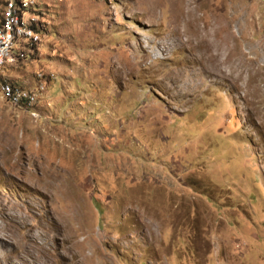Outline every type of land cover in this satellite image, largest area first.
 Returning <instances> with one entry per match:
<instances>
[{
    "label": "rangeland",
    "instance_id": "rangeland-1",
    "mask_svg": "<svg viewBox=\"0 0 264 264\" xmlns=\"http://www.w3.org/2000/svg\"><path fill=\"white\" fill-rule=\"evenodd\" d=\"M6 4L0 264H264V0Z\"/></svg>",
    "mask_w": 264,
    "mask_h": 264
},
{
    "label": "bare ground",
    "instance_id": "bare-ground-1",
    "mask_svg": "<svg viewBox=\"0 0 264 264\" xmlns=\"http://www.w3.org/2000/svg\"><path fill=\"white\" fill-rule=\"evenodd\" d=\"M6 2H7V0L5 1V5H4L5 8L2 11L0 17L3 16V13L6 10V5H7ZM18 10H20V9H18ZM18 10L16 12L13 11V16H11L10 20L7 23L8 27H4V28H2V30H0V45H1V50H2V53L0 54V68H1L2 64L4 63V61L6 60V58H9V56L11 54V49L10 48L12 47V44H11V42H12V34L13 35L15 34V32L13 33V31H15L17 29H22V27H33V25L25 26L24 23H23V20H24L23 17L18 16V15L15 17V14L18 12ZM36 22H37V20H36ZM36 22H33V23H36ZM220 28L221 27H216L211 32L213 39L216 40V41L218 40L216 38L217 37L216 36L217 29H220ZM7 31H8V35H7ZM208 36H210V35H208ZM227 41L229 42L228 46H225L222 42H215L214 45L216 47V54H214L215 56L211 54L212 55V60H213V63H214L212 65L214 66L215 71H219L220 73H223V69H224L225 64L227 62H229L232 65V69H236V71L238 69H241V72H242L244 67L239 68L238 66H236V67L234 66V64L237 62L236 61L237 46H236L235 38H229ZM231 42L233 43L232 46L230 44ZM35 45H37V44H27V46H32L33 48H35ZM159 53H160L159 50H155L154 51L155 58H158ZM246 54H245V56H246ZM232 57H235V59H232ZM255 63H256V61H253V65ZM261 68H263V67H261ZM260 70H252V71L256 72V73H259ZM5 89H6V91L8 93H10L9 95H11L13 97L21 98V96H22V89L20 87H17L13 83H7L5 85Z\"/></svg>",
    "mask_w": 264,
    "mask_h": 264
},
{
    "label": "built area",
    "instance_id": "built-area-1",
    "mask_svg": "<svg viewBox=\"0 0 264 264\" xmlns=\"http://www.w3.org/2000/svg\"><path fill=\"white\" fill-rule=\"evenodd\" d=\"M9 16H13V8H10ZM0 30H2V27H0ZM7 35H8V31H7ZM1 53H2V50H1V45H0V54H1ZM25 107H27V102H26Z\"/></svg>",
    "mask_w": 264,
    "mask_h": 264
},
{
    "label": "trees",
    "instance_id": "trees-1",
    "mask_svg": "<svg viewBox=\"0 0 264 264\" xmlns=\"http://www.w3.org/2000/svg\"><path fill=\"white\" fill-rule=\"evenodd\" d=\"M22 14H24V11L22 9L18 10V12L15 14V17L18 15V16H21ZM6 25V23L4 24V26Z\"/></svg>",
    "mask_w": 264,
    "mask_h": 264
},
{
    "label": "crops",
    "instance_id": "crops-1",
    "mask_svg": "<svg viewBox=\"0 0 264 264\" xmlns=\"http://www.w3.org/2000/svg\"><path fill=\"white\" fill-rule=\"evenodd\" d=\"M5 14V13H4ZM3 18V17H2ZM1 20V19H0Z\"/></svg>",
    "mask_w": 264,
    "mask_h": 264
}]
</instances>
